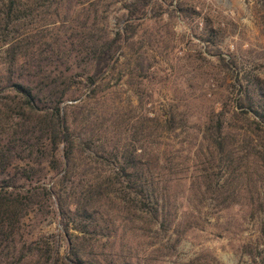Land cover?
Here are the masks:
<instances>
[{"label":"rangeland","instance_id":"1","mask_svg":"<svg viewBox=\"0 0 264 264\" xmlns=\"http://www.w3.org/2000/svg\"><path fill=\"white\" fill-rule=\"evenodd\" d=\"M132 1H106L110 4L103 24L109 35L123 26L124 4ZM160 4L142 21L96 94L74 71L77 100L66 102L73 106L68 117L76 152L99 168L113 174L118 166L99 157L105 134L123 140L133 135L134 141L138 122L148 116L159 123L147 150L173 170H183L168 185L169 210L175 217L171 229L144 232L134 228L141 226L136 221L132 231L120 230L100 253L111 255L116 264H264V137L251 133L252 119L236 108L235 82L238 76L244 85L258 84L264 99V0ZM141 54L151 63L144 78L134 71L133 62ZM220 114L226 118L228 149L219 160L207 156L201 129L208 117ZM173 117L175 130L165 124ZM43 184H50V175ZM23 225L26 234L34 227L30 240L46 238L64 256L54 206L47 217L31 213Z\"/></svg>","mask_w":264,"mask_h":264},{"label":"trees","instance_id":"2","mask_svg":"<svg viewBox=\"0 0 264 264\" xmlns=\"http://www.w3.org/2000/svg\"><path fill=\"white\" fill-rule=\"evenodd\" d=\"M106 1L0 0V264H116L100 251L120 230L132 231L136 221L141 226L134 228L144 232H166L173 226L168 185L183 170H173L147 150L158 130L157 118L143 116L134 141L133 135L123 140L105 134L99 157L118 163L113 174L76 152L68 117L73 106L66 104L77 100L74 71L96 94L148 13L168 0L124 4L125 22L113 36L103 24L110 4ZM133 63L138 77H146L151 67L146 56H137ZM235 82L236 108L249 114L255 127L251 133L264 137V99L258 84L244 85L238 76ZM225 119L224 114L208 117L202 125L211 159L220 160L228 149ZM165 124L177 129L174 117ZM258 147L253 146L256 153ZM49 175L50 184L44 185ZM53 206L65 242L62 257L48 239H29L33 226L27 234L23 229L31 213L47 217Z\"/></svg>","mask_w":264,"mask_h":264}]
</instances>
